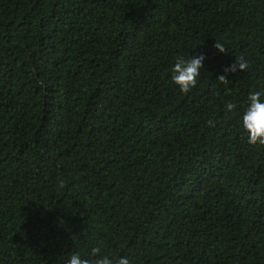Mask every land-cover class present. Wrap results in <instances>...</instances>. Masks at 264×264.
<instances>
[{
    "label": "trees",
    "instance_id": "1",
    "mask_svg": "<svg viewBox=\"0 0 264 264\" xmlns=\"http://www.w3.org/2000/svg\"><path fill=\"white\" fill-rule=\"evenodd\" d=\"M254 91L264 0H0V264H264Z\"/></svg>",
    "mask_w": 264,
    "mask_h": 264
},
{
    "label": "clouds",
    "instance_id": "2",
    "mask_svg": "<svg viewBox=\"0 0 264 264\" xmlns=\"http://www.w3.org/2000/svg\"><path fill=\"white\" fill-rule=\"evenodd\" d=\"M214 47L222 53L226 52L224 46L219 42H216ZM204 59L205 57L202 54L187 60L183 57L176 59L174 66L171 68V80L179 87L182 93L187 94L196 86V78L200 75V69ZM248 67V62L243 57H239L236 58L233 65L225 69V72L244 71ZM217 79L221 83L228 82L223 75ZM262 97H264V91L251 92L248 96V105L242 116V129L247 133L246 142L250 145L264 146V100H262ZM226 107L231 111L236 106L228 103ZM207 123L209 126H214L212 120H209ZM100 253L101 249L99 247L91 249L90 257L92 259L82 258L78 252L73 253L69 257L67 264H129L126 257H121L114 262L107 255L101 256Z\"/></svg>",
    "mask_w": 264,
    "mask_h": 264
}]
</instances>
